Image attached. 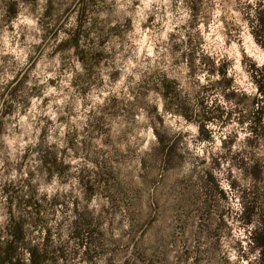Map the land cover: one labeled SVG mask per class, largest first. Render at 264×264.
I'll use <instances>...</instances> for the list:
<instances>
[{"label":"rangeland","instance_id":"374dc122","mask_svg":"<svg viewBox=\"0 0 264 264\" xmlns=\"http://www.w3.org/2000/svg\"><path fill=\"white\" fill-rule=\"evenodd\" d=\"M257 17L264 0H0V245L13 217L26 264L33 246L45 264H136L155 227L185 264H209L217 231L232 264H258L257 220H243L264 194ZM79 24L77 48L63 44ZM155 133L174 138L167 161ZM205 172L225 195L208 210Z\"/></svg>","mask_w":264,"mask_h":264},{"label":"trees","instance_id":"16d2710c","mask_svg":"<svg viewBox=\"0 0 264 264\" xmlns=\"http://www.w3.org/2000/svg\"><path fill=\"white\" fill-rule=\"evenodd\" d=\"M14 4L9 5L8 13L12 16L15 14ZM77 8V9H76ZM78 17L83 16L86 13V7L84 5H78L75 7ZM52 14L51 4L48 3L46 6L44 17H50ZM259 29L254 33L256 40L264 46V18L257 17L256 19ZM46 22L43 23L45 29ZM58 26L55 25V27ZM49 31L48 28L45 31ZM81 24H79L63 41V44L68 46H73L77 48L78 39L80 36ZM252 79L257 84L258 92L264 93V74L259 73L258 69L252 72ZM264 98V96H263ZM262 101L260 99H254L252 102V115L249 117V122L251 124L252 135L255 137H260L264 131L263 123V111L264 105H261ZM206 122V121H205ZM207 123H201L200 128L207 127ZM207 131V130H206ZM210 132L209 130L207 131ZM156 138L154 140L155 145L154 151L157 152V155H160L163 158V161H167V158L170 155L172 149H174V138L170 135L159 136L158 133H155ZM214 164H217L215 159L212 160ZM252 177L258 178L259 171L257 168H254L251 172ZM194 188L197 187V190L203 194V206L205 210H208L210 202L214 199L215 193H218L221 198H224V192L221 189L219 182L215 175L211 172H205L201 177H198L193 182ZM257 200L251 203L243 211V220L247 223L257 220V226L254 230L250 241L247 244V247L250 251L258 253V264H264V194H261L256 198ZM183 202L188 203L189 198L185 197L182 199ZM29 202V201H28ZM225 225L224 218L221 219L218 224V228ZM207 226L204 224H199L197 232H205ZM9 234L11 235V241L7 242L5 246L0 245V264H26L22 262V258L18 256L17 249L23 248L25 242V234L23 227L20 222L16 221L13 217L10 219V226L8 228ZM214 232L210 233L212 239L211 246L207 249L208 256L210 258L209 264H232L226 254L223 253L220 248V235ZM48 233H46L45 239H48ZM170 234L160 231L155 227H151L149 230V236L145 241V245L142 248V253L138 262L136 264H185L186 261L190 258V252L188 250L183 251L181 255H175L172 253V249L169 247V238ZM1 243V241H0ZM239 244V242H238ZM30 262L28 264H45L48 260L52 258L49 251H40L36 246L29 248ZM59 254H63L62 247L58 249ZM240 250L243 251V247L240 243ZM197 249H195V252ZM199 260V259H198ZM197 258L192 259V263L195 264Z\"/></svg>","mask_w":264,"mask_h":264}]
</instances>
